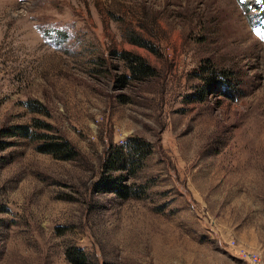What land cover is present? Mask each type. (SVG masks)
Segmentation results:
<instances>
[{"label": "rangeland", "instance_id": "rangeland-1", "mask_svg": "<svg viewBox=\"0 0 264 264\" xmlns=\"http://www.w3.org/2000/svg\"><path fill=\"white\" fill-rule=\"evenodd\" d=\"M240 250L264 264V0H0V264Z\"/></svg>", "mask_w": 264, "mask_h": 264}, {"label": "trees", "instance_id": "trees-1", "mask_svg": "<svg viewBox=\"0 0 264 264\" xmlns=\"http://www.w3.org/2000/svg\"><path fill=\"white\" fill-rule=\"evenodd\" d=\"M130 61L133 64L131 67V71H132L133 75H139V76L145 78V77H148V76L153 74L152 71L150 70V68L140 58H136L135 60L130 59ZM208 85H206V89H211L212 86H210V88H207ZM221 89H222L221 85H218V88H217L215 93H219V94L222 93ZM148 146L149 145H147V144L145 145L146 151H147L146 154L149 153L147 150ZM69 147H70V145L67 142L66 143H54V144L51 143V144H45L41 148V151L43 153L57 155L59 152H64V150H66L68 152V155L65 156L64 159L65 160H71L75 157V154L72 150L69 149ZM133 150L135 151L134 148H133ZM114 159L115 158H111L110 159L111 161L109 160L110 166L108 167V170L114 169L112 166V162H115ZM96 185H97V187H99L98 191L115 193V194H118L124 198L128 197L127 187L115 185L114 181L111 180V178L101 179Z\"/></svg>", "mask_w": 264, "mask_h": 264}, {"label": "built area", "instance_id": "built-area-1", "mask_svg": "<svg viewBox=\"0 0 264 264\" xmlns=\"http://www.w3.org/2000/svg\"><path fill=\"white\" fill-rule=\"evenodd\" d=\"M240 257L249 261L251 264H257L259 262L258 256L254 253H249L245 250L239 251Z\"/></svg>", "mask_w": 264, "mask_h": 264}]
</instances>
